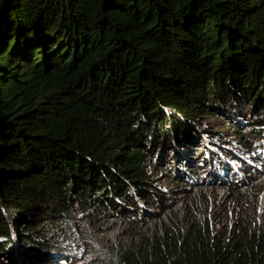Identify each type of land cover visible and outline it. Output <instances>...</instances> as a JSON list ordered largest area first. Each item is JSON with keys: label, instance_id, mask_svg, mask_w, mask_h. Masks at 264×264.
<instances>
[{"label": "trees", "instance_id": "16d2710c", "mask_svg": "<svg viewBox=\"0 0 264 264\" xmlns=\"http://www.w3.org/2000/svg\"><path fill=\"white\" fill-rule=\"evenodd\" d=\"M206 115L264 164V0H0V264H264L182 204L262 171Z\"/></svg>", "mask_w": 264, "mask_h": 264}, {"label": "rangeland", "instance_id": "374dc122", "mask_svg": "<svg viewBox=\"0 0 264 264\" xmlns=\"http://www.w3.org/2000/svg\"><path fill=\"white\" fill-rule=\"evenodd\" d=\"M205 121L208 127L220 132V139H223L221 143L225 146H229L237 150L240 156L238 165H231L233 173L230 174L232 181H237L236 171L244 172L242 167H248L249 165L260 166L262 171L258 174L257 179L252 178L251 186H243L238 192L229 191L220 185L207 186L194 192L195 200L187 198L182 201L186 208L192 210V214L188 216L189 219L203 220L204 222L213 225L214 232H220L225 236L229 235L227 229L231 226L236 228V231L244 232L250 228L258 227L260 230L264 229V164L258 161V153H250L244 149L237 142L235 135H232V130L224 123L222 117L205 116ZM213 148L206 145V149L211 151ZM158 152L152 157H156ZM203 159V158H202ZM203 175L208 180H212L214 177L210 176L211 168L208 167V163L202 165ZM150 172L155 174L159 178V186L162 185L170 189L168 183V176L171 171L168 169L156 170L153 164H150ZM183 212V211H181ZM187 217V216H186ZM117 226V227H115ZM91 238L94 239L96 249L101 250L103 245L106 248L107 244H110L116 240H126V232L124 227L119 226L117 223L111 225H102L91 229ZM35 240V239H32ZM2 258L0 254V259ZM83 264H94L91 261H86ZM97 264V263H96Z\"/></svg>", "mask_w": 264, "mask_h": 264}, {"label": "clouds", "instance_id": "9594fccd", "mask_svg": "<svg viewBox=\"0 0 264 264\" xmlns=\"http://www.w3.org/2000/svg\"><path fill=\"white\" fill-rule=\"evenodd\" d=\"M229 191L238 192V191H236V190H229ZM234 230H235L234 227H229V228L227 229V232L230 233V232H233Z\"/></svg>", "mask_w": 264, "mask_h": 264}]
</instances>
